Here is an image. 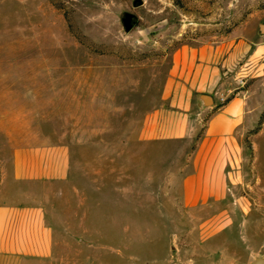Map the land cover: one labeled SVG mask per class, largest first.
<instances>
[{"label": "rangeland", "instance_id": "rangeland-1", "mask_svg": "<svg viewBox=\"0 0 264 264\" xmlns=\"http://www.w3.org/2000/svg\"><path fill=\"white\" fill-rule=\"evenodd\" d=\"M132 1L0 0V73H30L34 81L25 83L34 82V88L41 83L49 111L65 112L77 135L92 139V131L111 129L102 134L105 144L96 137L72 146L74 183L65 203L63 231L80 241L66 249L67 261L250 264L254 250L264 258V206L257 204L253 185L241 189L237 203L251 221L241 232L230 225L207 245L192 232L193 225L142 216L135 159L128 160L130 188L135 190L124 199L116 189L125 162L118 156L122 149L116 138H124L160 103L172 52L260 34L264 0H142L138 8H132ZM122 12L138 17L127 34L119 21ZM259 73L241 89L250 94L249 107L256 108L254 134L263 130L264 135V67ZM258 143L254 167L264 180V136ZM100 170L112 176L104 178V172L98 178Z\"/></svg>", "mask_w": 264, "mask_h": 264}, {"label": "crops", "instance_id": "crops-1", "mask_svg": "<svg viewBox=\"0 0 264 264\" xmlns=\"http://www.w3.org/2000/svg\"><path fill=\"white\" fill-rule=\"evenodd\" d=\"M263 67L258 33L172 52L160 103L116 138L125 161L116 189L124 199L135 190L128 172V160L135 159L143 217L193 225L206 244L230 225L241 232L251 221L237 208L242 188L253 185L257 204L264 206V180L254 167L264 135L254 134L256 108L241 89ZM30 75L0 73V264H71L66 249L80 241L63 231L74 183L71 149L96 137L105 144L102 134L111 129L92 131V139L77 135L65 112L49 111L41 83H25L34 81ZM104 172V178L112 176L100 170L98 178Z\"/></svg>", "mask_w": 264, "mask_h": 264}, {"label": "water", "instance_id": "water-1", "mask_svg": "<svg viewBox=\"0 0 264 264\" xmlns=\"http://www.w3.org/2000/svg\"><path fill=\"white\" fill-rule=\"evenodd\" d=\"M142 0H133L131 3L132 8H138L142 6ZM120 24L124 33H129L138 22V17L131 12H122L119 17ZM260 36H264V25L259 26ZM250 264H264V258L261 256H257L250 262Z\"/></svg>", "mask_w": 264, "mask_h": 264}]
</instances>
